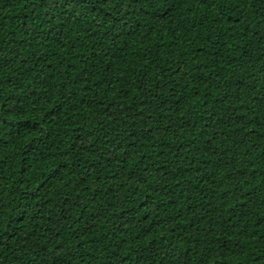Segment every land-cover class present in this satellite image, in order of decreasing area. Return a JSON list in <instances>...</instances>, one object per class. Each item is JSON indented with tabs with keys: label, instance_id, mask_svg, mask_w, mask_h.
I'll use <instances>...</instances> for the list:
<instances>
[{
	"label": "trees",
	"instance_id": "16d2710c",
	"mask_svg": "<svg viewBox=\"0 0 264 264\" xmlns=\"http://www.w3.org/2000/svg\"><path fill=\"white\" fill-rule=\"evenodd\" d=\"M0 264H264V0H0Z\"/></svg>",
	"mask_w": 264,
	"mask_h": 264
}]
</instances>
